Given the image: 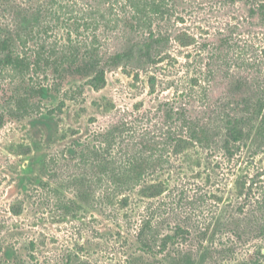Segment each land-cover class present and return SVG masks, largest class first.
<instances>
[{
	"label": "rangeland",
	"instance_id": "obj_1",
	"mask_svg": "<svg viewBox=\"0 0 264 264\" xmlns=\"http://www.w3.org/2000/svg\"><path fill=\"white\" fill-rule=\"evenodd\" d=\"M193 1L182 0L187 5L176 14L183 21L175 31L189 35L194 44L212 38L224 24L245 15L236 6ZM69 2L73 13L66 16L80 15L79 8L90 9L88 0ZM240 35V45L245 41L264 44L260 27L252 35L243 30ZM107 45L110 50L116 47L111 39ZM198 49L197 45L180 48L175 43L165 62L108 71L99 87L70 75L58 92L41 98L33 114L21 119L6 117L2 94L10 92L16 79L10 70L0 71V114L4 116L0 122V264H132L142 257L132 234L149 212H155L164 225L162 233L178 223L193 231L208 229L215 247L228 240L222 222L239 205L240 178L264 173V147L255 152L239 148L230 159L207 155L198 147L172 155L158 173L166 189L158 199L143 197L139 188L129 184H121L114 194L111 169L117 171L123 165L128 139L109 149L105 173L92 155L105 153L98 133L120 118L135 123L128 132L139 131L147 125L145 116L153 117L160 101L198 105V100L191 99L201 91L192 82L203 60ZM30 82L51 86L54 79L47 72L31 76ZM214 92L215 97L221 95L218 89ZM243 251L237 247L220 264H237ZM200 255L197 261H202ZM162 256L166 258L159 255L158 261Z\"/></svg>",
	"mask_w": 264,
	"mask_h": 264
},
{
	"label": "trees",
	"instance_id": "obj_2",
	"mask_svg": "<svg viewBox=\"0 0 264 264\" xmlns=\"http://www.w3.org/2000/svg\"><path fill=\"white\" fill-rule=\"evenodd\" d=\"M88 1L89 11L79 8L80 15L66 16L73 13L69 0H0V71L10 70L16 79L10 92L2 94L7 118L33 114L41 98L53 90L58 92L70 75L89 79L99 87L108 71L134 65L156 67L170 57L175 43L180 48L197 45L203 60L192 82L201 91L191 99L198 100V105L160 101L153 117L145 116L150 127L145 124L139 131L128 132L135 123L120 118L98 133L106 151L92 155L96 166L104 168L102 173L107 171V155L113 146L128 139L123 165L119 171L111 169L114 194L118 186L129 184L139 188L143 197L158 199L166 190L158 179L162 166L170 156L181 155L190 147L229 159L239 148L255 152L264 147V44L245 41L240 45L239 39L242 30L247 35L259 27L264 30V0H213L218 6H236L245 15L197 44L186 33L175 31L183 21L176 14L187 5L182 0ZM110 39L116 43L113 50L106 48ZM47 72L54 79L51 86L30 82L31 76ZM153 84L149 80L152 89ZM215 89L220 91L219 97H215ZM3 118L0 114V122ZM262 176L259 172L240 178L239 205L222 222L228 240L220 247L214 246L208 229L193 231L175 223L162 233L164 225L155 212H149L132 234L136 250L142 254L132 264H220L237 247L244 249L237 264H264ZM199 253L202 261L196 260ZM163 254L166 258L158 261Z\"/></svg>",
	"mask_w": 264,
	"mask_h": 264
}]
</instances>
